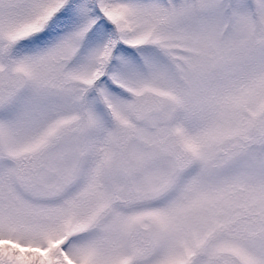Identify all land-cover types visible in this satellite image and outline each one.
I'll return each mask as SVG.
<instances>
[{"label":"snow or ice","instance_id":"obj_1","mask_svg":"<svg viewBox=\"0 0 264 264\" xmlns=\"http://www.w3.org/2000/svg\"><path fill=\"white\" fill-rule=\"evenodd\" d=\"M0 264H264V0H0Z\"/></svg>","mask_w":264,"mask_h":264}]
</instances>
